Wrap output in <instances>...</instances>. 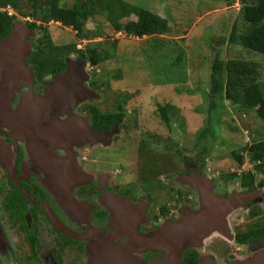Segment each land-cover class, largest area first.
<instances>
[{
    "label": "rangeland",
    "instance_id": "rangeland-1",
    "mask_svg": "<svg viewBox=\"0 0 264 264\" xmlns=\"http://www.w3.org/2000/svg\"><path fill=\"white\" fill-rule=\"evenodd\" d=\"M123 1L166 19L171 33L142 38L127 37L110 28L104 16H95L85 22L87 37L81 40L73 31L59 23L51 22L46 25L31 17L17 15L15 21L33 34V43L31 39L28 40L32 54L41 49L40 54L62 55L65 66L58 69V75L66 73L67 61H85L80 52L85 54L91 49L107 51L110 59L98 66H91L85 61L86 82L83 87L94 93L95 98L79 103L73 111L81 113L80 120H85V114H89L88 108H96L100 114H113L121 108L120 111L124 114V122L117 128V133L108 137V143L101 145L103 147L95 153L92 149V155L88 158L82 149L86 144L80 146L83 140L80 141L79 134L76 133L78 129L75 121L79 118L68 115L72 111L59 101L63 88L53 80L43 87L44 133L55 146L66 149L73 145L80 146L71 150L75 155L74 162L79 165L84 178H90L91 175L104 176L113 188L130 191L132 205L148 200V209L153 214L164 207L177 208L169 205L178 203L174 202V195L171 193L172 189L176 190L174 178L183 170L182 162L189 159V168L196 171L199 178L197 181L201 186L204 184L203 190L206 183H209L210 193L217 195L225 190L235 195L248 196L249 191L256 189L258 203L253 202L250 213L238 210L227 217L231 235L234 230L253 224L264 225V216L256 215L258 210H264V189H259L260 186L264 187V164L260 166L259 173L254 175L252 187H242L244 190H241L240 185L245 173L254 172V165L243 148L255 142H264V122L253 111L244 112L239 103L209 94L211 64L215 56L225 61L241 59L257 64L260 80L264 85V57L228 43L234 26L237 34L242 31L239 11L243 0ZM73 3L74 0H59L63 7H70ZM131 19L134 20L135 17L132 16ZM34 23L36 28L30 30L29 26ZM61 49L64 52L57 53ZM6 53L0 46V62L7 57ZM27 62V67L36 71L29 60ZM43 75L48 76L47 71ZM18 78L20 76L16 71L0 70V120H3L4 112L10 111L8 105L12 93L8 88L14 89V81ZM25 92L26 89L22 88L18 94ZM53 101L55 104L51 110L46 108V104ZM66 115L69 119H66ZM5 125L3 121L0 122V128L8 129ZM22 145L30 159L26 161L24 168L35 173L31 167L37 164L40 171L45 169L43 176L45 179L48 176L51 180L44 187L51 193H54L53 189L61 191L58 195L63 198H58V201L66 207L65 214L68 217L86 219L92 207L88 209L87 206L77 204L70 206L67 195L61 193L65 190V185L70 189L74 188L71 182L66 176L63 179L65 184L60 180L55 181L57 178L54 170H58L61 175L62 169L60 165L53 168L50 160L68 162V154L48 146L35 134L28 136ZM97 145L95 147L100 146ZM236 155L243 156L240 166L235 160ZM47 164L49 168H45ZM90 167L96 172L90 170ZM69 168L68 176L73 181L82 176L74 165ZM234 175L236 178H233ZM179 187L186 192L188 199L192 198L191 202L197 201L192 190L196 187L195 181L190 187ZM188 205L195 207V204ZM3 234L0 228V257L6 258L11 247ZM214 238L215 236L209 235L194 247L202 253L208 252ZM84 244V259L82 256L78 264H84V260L86 264L103 262L102 255H105L101 254V247L110 248L120 256H124V251L129 252L116 246L106 235ZM235 253L237 255L238 252Z\"/></svg>",
    "mask_w": 264,
    "mask_h": 264
},
{
    "label": "flooded vegetation",
    "instance_id": "flooded-vegetation-1",
    "mask_svg": "<svg viewBox=\"0 0 264 264\" xmlns=\"http://www.w3.org/2000/svg\"><path fill=\"white\" fill-rule=\"evenodd\" d=\"M29 39L33 43L34 38L30 37ZM47 75L39 77L35 71L32 87L34 95L41 97L44 85L53 81L58 73ZM18 101L19 97L16 96L13 104L17 105ZM88 109L89 114H85V120H80L79 116H82L80 112L77 114L73 111L68 115L79 118L75 121V127L78 129L76 133L79 134L80 141L86 142V146L82 149L85 150V156L89 158L92 149L95 153L101 149L100 147H103L101 145L108 143V137L117 133V128L123 124L124 119L120 124L106 130H97L93 127L92 113L90 108ZM66 119H69L67 115ZM21 123L23 126L31 124L27 120ZM17 125L18 121L13 120L11 127H8L12 131L0 128V228L4 232V239L11 247L10 254L6 258L0 257V264H78L82 256L84 259L85 241L71 239L66 233L83 234L90 230L102 231L103 235L110 237L116 246L128 251H132L131 247L138 246L135 236L139 238L142 245L144 244L143 247L146 240L154 238L153 242H158L160 247H155V243L151 242L150 247L140 251L141 259L146 264L165 259L167 262H173L178 244L184 239V236L191 237L190 231L200 226L208 233L197 244L209 235L215 236L211 241V248L208 249V252L202 253L194 247L197 245L196 243H191L184 247L179 264H264V225L253 224L236 230L237 232L234 230L231 235L227 222V217L238 210L251 212L253 202L258 203L256 189L249 191V194L255 195V197L230 207L228 201L235 194L222 190L218 195L213 193L215 195L213 196L210 193L209 183H206L203 190L204 184L202 186L199 184L196 171L189 168L191 160L187 159L182 162L183 170L174 178L176 190H170L174 195V202L178 203L169 205L177 208L164 207L153 214L148 209L150 207L148 200L138 201L136 206L132 205L130 191L113 188L104 176L91 175L90 178L88 176L84 178L79 165L74 162L75 155L71 150L78 149L79 146L73 145L68 149L69 151H66L63 146L53 145L47 136V139L52 143L48 146L56 148L70 157L68 162L63 163L59 159L50 160L53 163V168L60 165L62 169L60 170L62 171L61 175L58 170H54V175L57 178L55 181L63 182L64 176H66L74 187L70 189L65 185V190L61 194L67 195L66 199L72 207L76 204L87 206L88 209L92 207L88 211L89 217L87 216L86 219L68 217L64 210L66 207L58 201V198H63L58 195L61 191L53 189L54 193H51L44 187L51 180L48 176L47 179L43 176V172L46 170L40 171L37 164L31 167L35 173L31 169L24 168V164L30 159L26 155L22 142L31 134H37L25 131L21 136V142L18 140L14 144L13 138L16 137L13 136L18 135ZM40 125L41 131L44 133L42 121ZM96 144L100 146L95 147ZM71 165H74L78 173L82 175L75 181L68 176ZM45 168H49L48 164ZM90 170L96 172L92 167ZM193 181H195L196 187H193L195 189L192 190L196 194L197 201L191 202L192 198L188 199L186 192L180 190L179 186L190 187ZM259 189L263 190L264 187L260 186ZM146 198L151 199L150 197ZM102 200L105 201V204ZM188 203L195 204V207L192 208ZM107 205L109 209H107ZM197 206L198 208H196ZM258 211L260 214L256 213V215L264 216L262 214L264 210ZM161 231L163 233L158 235ZM215 240L218 241L215 242ZM215 243H219L220 246ZM162 248L164 252L160 253ZM235 252H238L237 255ZM84 264H86L85 260Z\"/></svg>",
    "mask_w": 264,
    "mask_h": 264
},
{
    "label": "trees",
    "instance_id": "trees-1",
    "mask_svg": "<svg viewBox=\"0 0 264 264\" xmlns=\"http://www.w3.org/2000/svg\"><path fill=\"white\" fill-rule=\"evenodd\" d=\"M86 1L85 6L74 0L72 6L63 7L59 4V0H45L44 3L40 0H0V41L10 34L17 15L23 18L31 17L46 25L51 22L59 23L73 31L81 40L87 37L84 30L85 22L95 16H104L110 28L127 37L142 38L171 33L166 19L145 8L131 6L123 0ZM239 14L242 31L237 34L234 26L228 37V43L264 57V0L241 1ZM132 16L135 17L134 20L131 19ZM34 28H36L35 23L29 26L30 30ZM45 37L49 40L47 34ZM72 49L74 50L75 46ZM41 52L39 49L29 59L36 69L37 76H43L45 71L47 74H53L59 71V68H64L62 55L50 56V53L40 54ZM62 52L63 49L57 50V53L62 54ZM80 56L91 66H98L110 59L108 52L104 50L91 49L85 54L80 52ZM260 78L259 67L253 62L241 59L225 61L215 56L211 64L209 94L213 97H224L232 103H239L244 112L253 111L264 122V85ZM120 110L121 108L113 114H100L95 108H90L93 127L97 130H106L120 124L124 119V114ZM243 151L254 165V172L245 173L240 185L243 188H250L254 185V175L259 173L260 166L264 164V142L252 143L243 148ZM235 160L240 166L243 163V156L236 155ZM233 178H236V175ZM257 213L260 214V211Z\"/></svg>",
    "mask_w": 264,
    "mask_h": 264
},
{
    "label": "water",
    "instance_id": "water-1",
    "mask_svg": "<svg viewBox=\"0 0 264 264\" xmlns=\"http://www.w3.org/2000/svg\"><path fill=\"white\" fill-rule=\"evenodd\" d=\"M41 3H44L45 0H40ZM81 2L83 6L86 5V0H78ZM21 32L22 42L24 44L23 51H21L20 46L19 50L16 48L14 49L13 40L12 37L15 33ZM33 34L31 31H29L27 28H24L19 22L14 21L12 24V30L10 34L2 39L0 41V46H2L6 50L7 57L0 62V70L2 69H9L16 71L19 73L20 78L14 81L15 88L9 89V92L12 93V99L10 100V103L8 106H10V111H6L3 113V123H5L7 128L13 123V120H22V121H28L31 122V124L27 125L29 126L27 129V132H34L36 133L47 145L52 144L49 139H47V135L41 131V121L43 114L45 112V104H44V94L39 97L33 94V77L35 74V71L32 69H29L26 65V58L31 56V45L28 42V39L32 37ZM87 64L85 61L82 60H76L75 62L67 61L66 66L67 70L64 75H57L54 78V81L59 83L62 88V95L60 103L65 104L72 112L74 110V107H76L79 103L87 100L95 98V94L92 93L90 90L83 87L84 82H86V76L84 73V68ZM77 73V75H74V73ZM76 77V78H75ZM73 81L75 83H73ZM22 88L26 89V92L24 94H18ZM19 97V101L17 105L13 104V101L15 97ZM55 101L46 104V108L48 107L49 110H51V107L54 106ZM1 119V118H0ZM26 119V120H24ZM9 130L11 128H8ZM24 130V131H23ZM20 129L17 136H13L16 138H13V143L16 144V142L19 140L21 142L22 134L26 131V129ZM12 131V130H10ZM15 139V140H14ZM86 144L84 142L82 145ZM80 145V146H82ZM79 146V147H80ZM66 151H69L68 149H65ZM70 155V154H69ZM71 156V155H70ZM252 196H241V195H235L231 200H229V206L232 207L234 205H238L239 202H243L244 200H247L251 198ZM227 203V202H226ZM191 237L184 236V239L178 244V249L176 250L175 260L173 262H167L165 260L161 261H153L149 264H179V260L182 254V251L184 247H186L189 244H194L199 242L203 237L207 235L208 232H206L205 229H202V227H197L195 230L190 231ZM163 231H161L158 235H161ZM69 238L77 240V241H88L91 239L98 238L103 235L102 231L99 230H90L88 232H85L83 234L78 233H66ZM187 235V234H186ZM3 237V236H2ZM157 238V237H156ZM155 238V239H156ZM135 240L138 244L136 247H131L130 250L132 251H124V256H120L114 251L110 250V248L103 249L100 248L101 254L103 253L105 257L102 255V259L100 264H146L140 257L141 250L147 248L151 242L155 241L154 238L148 239L145 241V246L140 243L139 238L135 236ZM146 242H149L148 244ZM143 243V242H142ZM155 243V247H160L158 242ZM142 247V248H141ZM174 250V251H175ZM160 253H163V248ZM129 253V254H128ZM130 256V257H128Z\"/></svg>",
    "mask_w": 264,
    "mask_h": 264
},
{
    "label": "bare ground",
    "instance_id": "bare-ground-1",
    "mask_svg": "<svg viewBox=\"0 0 264 264\" xmlns=\"http://www.w3.org/2000/svg\"><path fill=\"white\" fill-rule=\"evenodd\" d=\"M22 37H23V35H22V33L21 32H18L17 31V33H15L14 35H13V37H12V39L11 40H13V45H14V49H18L19 50V48H20V46H22L21 47V51H23V48H24V44H23V42H22ZM74 75H77V73L75 72L74 73ZM76 78V77H75ZM73 83H75L74 81H73ZM15 121H18V125H17V127H16V130L19 132V130L20 129H26V131H27V129H28V127L29 126H27V125H25V126H23L22 125V120H19V119H17V120H15ZM24 131V130H23ZM24 134V133H23ZM150 247V246H149ZM168 254V253H167ZM166 260V259H165Z\"/></svg>",
    "mask_w": 264,
    "mask_h": 264
}]
</instances>
